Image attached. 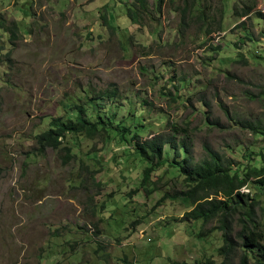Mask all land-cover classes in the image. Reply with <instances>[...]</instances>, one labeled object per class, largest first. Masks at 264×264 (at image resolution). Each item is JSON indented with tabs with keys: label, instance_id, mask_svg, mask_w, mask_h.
<instances>
[{
	"label": "rangeland",
	"instance_id": "1",
	"mask_svg": "<svg viewBox=\"0 0 264 264\" xmlns=\"http://www.w3.org/2000/svg\"><path fill=\"white\" fill-rule=\"evenodd\" d=\"M245 1L163 0L159 10L148 0L133 22L134 0H0V24L19 26L13 41L0 25V264L223 260L218 220L184 223L183 202L158 204L189 189L170 165L186 154L166 147L148 196L132 135L188 134L194 164L206 147L235 163L264 162V135L249 128L264 129V0H250L242 18ZM78 107L108 132L65 141L69 163L63 151L40 154L36 136ZM118 123L131 130L124 141ZM243 191L261 201L264 223V186L253 180ZM233 230L240 264L238 221ZM249 254L252 264L260 258Z\"/></svg>",
	"mask_w": 264,
	"mask_h": 264
},
{
	"label": "trees",
	"instance_id": "2",
	"mask_svg": "<svg viewBox=\"0 0 264 264\" xmlns=\"http://www.w3.org/2000/svg\"><path fill=\"white\" fill-rule=\"evenodd\" d=\"M147 1L134 0L133 7L128 9L131 21L137 22L146 16ZM162 2L163 0H157V9H161ZM253 10L251 1L246 0L243 2L240 15L242 18H246L253 13ZM16 24L11 23L9 26L0 24L5 30L12 32L11 40L13 41H17L19 37L17 33L19 26ZM111 94L113 91L105 93L108 96H112ZM141 112L142 110L137 113L138 116ZM86 114L85 108L78 107L75 119L69 121H63L60 118L53 119L49 128L36 136L37 151L42 155L48 150L63 151L65 152L64 163L74 160L75 154L72 152V148L64 147L65 141L78 139L81 135L89 139H96L100 130L103 131V135L108 132L107 125L102 122H90ZM118 125L120 126L118 136L124 141L131 130L122 126V123L121 125L118 123ZM249 128L255 134L264 135V129L261 127L249 125ZM132 138V149L148 164L144 170L142 181V187L148 196L158 190L153 178L155 175L161 174L165 165L166 147L170 146L176 155H179L181 151L186 154L182 162L174 160L170 165L179 169L180 173L185 176V182L189 189L173 196L166 195L158 204L162 205L169 199L171 202H183L189 210L183 217L184 223L203 222L208 224L215 220L220 222V230L224 239V246L220 249L223 260L216 263L213 258H209L205 263L232 264L230 252L237 247L238 242L233 237V226L238 221L242 228L240 235L243 240L242 247L247 249V252L241 256L240 264H252L249 254L251 250L257 251L260 256L254 261V264H264V223L258 214L261 201L243 191L253 180L264 186L263 161L235 163L232 160L224 159L210 147H206L208 157L203 162L194 164L191 160V144L188 141V134L182 140H179L177 134L171 133H159L146 140H141L138 134H133ZM198 236L205 237L206 235L202 231L197 234Z\"/></svg>",
	"mask_w": 264,
	"mask_h": 264
}]
</instances>
